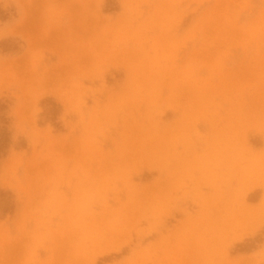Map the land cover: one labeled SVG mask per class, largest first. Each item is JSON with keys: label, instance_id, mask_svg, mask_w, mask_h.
<instances>
[{"label": "rangeland", "instance_id": "374dc122", "mask_svg": "<svg viewBox=\"0 0 264 264\" xmlns=\"http://www.w3.org/2000/svg\"><path fill=\"white\" fill-rule=\"evenodd\" d=\"M263 200L264 0H0V264H223Z\"/></svg>", "mask_w": 264, "mask_h": 264}, {"label": "crops", "instance_id": "0c3cea01", "mask_svg": "<svg viewBox=\"0 0 264 264\" xmlns=\"http://www.w3.org/2000/svg\"><path fill=\"white\" fill-rule=\"evenodd\" d=\"M236 246H239V243H236ZM263 247L264 237L255 246L234 248L230 251L229 261L223 264H264V258L261 257Z\"/></svg>", "mask_w": 264, "mask_h": 264}, {"label": "bare ground", "instance_id": "6f19581e", "mask_svg": "<svg viewBox=\"0 0 264 264\" xmlns=\"http://www.w3.org/2000/svg\"><path fill=\"white\" fill-rule=\"evenodd\" d=\"M264 202V200L262 201V203ZM261 203V202H260Z\"/></svg>", "mask_w": 264, "mask_h": 264}]
</instances>
